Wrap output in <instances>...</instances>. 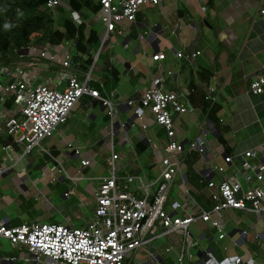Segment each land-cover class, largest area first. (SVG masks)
<instances>
[{"label":"crops","instance_id":"crops-1","mask_svg":"<svg viewBox=\"0 0 264 264\" xmlns=\"http://www.w3.org/2000/svg\"><path fill=\"white\" fill-rule=\"evenodd\" d=\"M263 2L264 0H161L159 6L143 7L135 22L125 21L119 24L117 30L121 34L112 33L104 45L102 40L106 29L98 13L87 22V26L97 33L101 46L97 52L87 47L88 56L79 55L81 62H85L89 55L94 59L89 72L83 75L73 67L54 70L49 66L37 77V82L54 79L60 73L71 74L72 71L80 81H84L89 75L90 85L97 86L102 97L119 106V121L127 123V128L120 129L114 140L115 149L120 156L119 176L138 174L150 180H154L159 174V159L164 156L162 146L166 141L165 133L154 123L149 113V129L143 132L134 121L133 109L126 105L127 102L134 101L138 105L151 88L157 70L165 76V90L178 94L188 102L192 87L206 99L209 96L215 98L214 104L220 107L217 117L223 126L228 127V132L223 137L225 147L218 141L219 134L207 115L190 102L195 114L174 115L177 140L186 145L199 136L205 138L208 144V152L204 157L186 148L182 155L181 177L168 193V204L178 201L185 211L198 219L200 212L210 210L212 205L207 209L209 191L204 187L199 192L194 181L200 178L204 183L209 180L219 183L238 170V177L243 182L244 154L264 145V93L256 96L250 91L251 82L264 76V17L258 13ZM202 6H206L204 12L201 10ZM61 8L72 17L69 7ZM56 12L57 10L53 15ZM60 46L74 54V43L67 42ZM158 52L166 55V59L160 63L152 61V56ZM196 52L200 55L193 59L185 58ZM177 53H182L184 57L178 58ZM207 72L212 74L208 83ZM76 106L79 107L78 112H81L78 115L80 123L74 133L63 140L65 146L57 150L59 155L53 159L55 164H48L50 167H58V170H65L60 165L62 157L78 159L72 155L69 144L80 149V161L89 159L92 161L91 165L95 163L93 154L86 153L85 150H94L98 154L103 146L109 149L110 133L106 110L98 101L89 97L81 98ZM0 109V166L6 164L11 167V173L13 166L10 162L13 156L9 155L11 150L3 149L2 143L7 138L3 118L8 110L4 106ZM212 127L214 131L211 130ZM88 133L90 137L86 136ZM11 152L16 153V150ZM109 155L106 156V162ZM48 156L51 157L50 152ZM227 156L232 158V162L225 165L224 159ZM28 157L32 159V155ZM262 159L260 156L252 162L258 163ZM218 165L224 167L223 173L215 170ZM187 173L191 179L189 183ZM96 189H91L90 192L93 194ZM167 210L171 212L169 205ZM177 213L184 216L183 211ZM220 217L227 234L224 239H219L217 231L205 222L196 221L190 225L189 231L193 238L200 240V249L186 251L193 255L189 258V263L203 264L201 259H205V250H211L217 260L234 255H253L257 262L264 264V214L259 216L252 212L225 210ZM4 219H9L11 225L9 217L2 218ZM157 231V238L145 247L149 253L148 258L136 256L137 264H154L150 260V254L158 258L159 264H177L183 248V236L178 233L164 235L161 226ZM244 232H247V236ZM159 239H164L165 242L156 245L155 242ZM143 249L137 250V254ZM167 249L170 251L167 252Z\"/></svg>","mask_w":264,"mask_h":264},{"label":"built area","instance_id":"built-area-1","mask_svg":"<svg viewBox=\"0 0 264 264\" xmlns=\"http://www.w3.org/2000/svg\"><path fill=\"white\" fill-rule=\"evenodd\" d=\"M64 2L46 0L45 10L53 14L59 8L67 6ZM99 3V18L106 29L102 40L104 45L112 33L121 34L117 30L119 24L125 21L135 22L143 7L159 6L161 0H99ZM201 10L204 12L206 6H202ZM258 13L264 17V2ZM72 17L75 23L81 24L78 14L72 12ZM199 55L196 52L185 58L193 59ZM177 57L184 56L177 53ZM165 59L166 55L161 52L152 56V61L156 63ZM41 61H46L49 65ZM71 64L72 52L64 46L50 43L32 45L16 53L10 64H0V104L4 105L9 98L13 100L12 109L6 111L3 118L6 135L11 138L13 145L3 149L15 151V146L18 147L21 153L18 162L25 156L32 155V150L41 141L51 138L58 126L66 124L74 107L83 97L98 101L109 118L110 155L107 159V175L99 179L98 187L93 193L94 215L88 225L76 228L36 222L14 227L10 225L9 219L0 222V239L5 240L12 249L26 251L22 259L24 264H43L45 261L53 264H137L132 262V253L150 245L157 238L159 226L163 228L164 235L178 233L183 236V248L177 264H184V252L200 249V240L194 239L189 231L191 224L196 221L205 222L217 231L219 239H224L227 234L220 217L223 211L252 212L259 216L264 214V145L247 151L243 156V182L246 186L238 177V170L219 183L211 180L206 183L212 207L209 211L202 210L198 219L185 211L180 202L168 204L169 190L181 177L182 155L186 148L204 157L208 152V144L205 138L199 136L186 145L177 140L174 115L195 114V110L178 94L165 90V76L160 70L154 74L151 88L138 105L134 101L126 104L133 109L134 121L143 132L149 129V113L154 123L165 133L166 141L162 146L164 156L159 159V174L154 180L138 174L119 176L120 156L115 149L114 140L120 129L127 128V123L119 121V106L102 97L90 85L89 75L84 81H80L76 74L60 73L54 79L37 82V77L49 66L68 70ZM250 91L256 96L264 93V76L251 82ZM208 99L216 102L213 97L209 96ZM211 130L214 131V128ZM68 147L72 149L75 158L81 157L78 147L72 144ZM46 154L49 155V152ZM260 156L263 158L261 161L252 162ZM231 160L227 156L224 164L231 163ZM80 162L83 168L91 165L89 159H81ZM10 170L11 167L6 164L0 166V177ZM215 170L220 173L225 171L219 165ZM59 173L66 174L62 168ZM67 195L66 193L65 196ZM168 205L171 212L167 210ZM178 211H183L184 216L178 215ZM243 234L247 236V232ZM262 239L264 242V238ZM168 251L170 250L167 249ZM188 255L189 258L193 257ZM3 260L11 263L16 262L17 258L0 259L1 262ZM150 260L159 264L158 258L153 254H150ZM203 264L263 263L257 262L253 255H234L217 260L211 250H205Z\"/></svg>","mask_w":264,"mask_h":264},{"label":"rangeland","instance_id":"rangeland-1","mask_svg":"<svg viewBox=\"0 0 264 264\" xmlns=\"http://www.w3.org/2000/svg\"><path fill=\"white\" fill-rule=\"evenodd\" d=\"M78 108L76 106L73 109V115L70 114L67 123L58 126L51 138L41 141L39 146L32 150V159L25 156L16 163L21 153L9 152V155L13 156L10 162L13 172L7 171L6 176L0 177V221L2 218L9 217L12 221L18 218L20 222H15V225H30L38 222L76 228H82L91 221L95 199L90 190L97 188L98 178L107 174L106 156L110 154V150L104 146L98 154L94 150H85L86 153L93 154L95 161L87 168L82 167L79 158L69 160L62 157L60 165L65 168L66 174L59 173L58 167H50L43 162V156L47 152L61 150L65 146L63 140L74 133L80 123L78 115L81 112L80 110L78 112ZM86 136L90 137V133ZM66 193L68 195L64 197ZM27 202H30L31 206H28ZM163 242H165L164 239H159L155 244L160 245ZM0 253L14 255L17 258L16 263L24 264L22 259L26 251L12 249L5 240L1 239ZM148 255L146 248L139 254L137 251L133 252L132 262H137V257L148 258ZM185 256V264H190L187 252ZM0 263L3 264L1 261ZM43 264L53 263L45 261Z\"/></svg>","mask_w":264,"mask_h":264},{"label":"trees","instance_id":"trees-1","mask_svg":"<svg viewBox=\"0 0 264 264\" xmlns=\"http://www.w3.org/2000/svg\"><path fill=\"white\" fill-rule=\"evenodd\" d=\"M64 1L70 10L78 14L81 24L75 23L70 13L62 8L58 9L55 15L47 12L45 10L46 0H0V64H10L14 61L16 53L32 45L50 43L54 46H60L70 42L75 44V49L74 54H72L73 64H71L69 69L73 67V69L80 71L83 75L88 73L93 66L94 59L89 55L85 62H81L79 55H87V47L97 52L101 46L97 33L87 26V22L99 13L101 6L99 2H94L93 0ZM51 67L54 70H60L57 66L51 65ZM72 72V74H76L74 71ZM206 74V83H208L212 74L208 72ZM93 88L97 89V86H93ZM190 91L189 102L193 107L201 109L207 115L209 122L214 125L216 132L219 134L218 141L225 147L223 137L228 132V127L223 126L217 117L220 107L202 96L195 87H192ZM2 106L7 110L12 109L13 100L7 99L4 105L0 104V108ZM107 123L109 124L108 116ZM2 143L4 147H7L12 144V140L7 137ZM15 150L17 152L19 148L15 146ZM50 155L51 157L48 155L43 156L45 164H55L53 159L58 157L59 152L56 150L51 151ZM188 165L189 163H187ZM187 178L189 183L191 179L188 173ZM194 183L195 188L199 192L206 186V183L201 181L200 178ZM203 199L204 197H202ZM207 201L206 207L209 209L212 202L210 199ZM27 205L31 206V203L27 202ZM15 222L18 223L20 221L18 218L14 221L11 220V226L22 225H15ZM0 256L3 258L15 257L14 255H3L1 253ZM202 262H204V259H201ZM14 264L18 263L14 262Z\"/></svg>","mask_w":264,"mask_h":264},{"label":"water","instance_id":"water-1","mask_svg":"<svg viewBox=\"0 0 264 264\" xmlns=\"http://www.w3.org/2000/svg\"><path fill=\"white\" fill-rule=\"evenodd\" d=\"M71 12H73V11H71ZM76 15H77V13H75ZM95 101V100H94ZM186 177L184 176V179H185ZM0 259H3L2 258V256H0ZM3 264H14V262H11V263H8V262H6V260H3Z\"/></svg>","mask_w":264,"mask_h":264},{"label":"clouds","instance_id":"clouds-1","mask_svg":"<svg viewBox=\"0 0 264 264\" xmlns=\"http://www.w3.org/2000/svg\"><path fill=\"white\" fill-rule=\"evenodd\" d=\"M70 11H72V10H70Z\"/></svg>","mask_w":264,"mask_h":264}]
</instances>
